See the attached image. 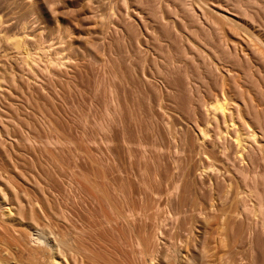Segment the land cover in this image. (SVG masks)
<instances>
[{
  "label": "rangeland",
  "instance_id": "rangeland-1",
  "mask_svg": "<svg viewBox=\"0 0 264 264\" xmlns=\"http://www.w3.org/2000/svg\"><path fill=\"white\" fill-rule=\"evenodd\" d=\"M186 2L0 0V187L23 202L9 264H46L30 236L69 264L155 248L154 264H245L253 175L210 105L251 96L264 116V0Z\"/></svg>",
  "mask_w": 264,
  "mask_h": 264
},
{
  "label": "bare ground",
  "instance_id": "bare-ground-1",
  "mask_svg": "<svg viewBox=\"0 0 264 264\" xmlns=\"http://www.w3.org/2000/svg\"><path fill=\"white\" fill-rule=\"evenodd\" d=\"M122 2L125 4V6H128V0H122ZM187 2L186 0H180L182 7L189 11ZM110 6H111L110 8H112V5ZM112 9H110V11ZM113 12L115 13L114 9ZM223 16L226 17V15ZM191 18L193 17L191 16ZM199 22L198 24H200ZM197 28L199 27L197 26ZM251 35L253 36V39H255L256 43L260 44V48H257L255 46L252 48V53L257 55L258 57H262L264 55V40L261 39L259 36L253 35L252 33ZM19 40L15 39V42H13V44L15 43L19 45ZM240 52L235 48L229 51V56L232 57L234 65H237L240 61L249 58V52L245 51L244 49ZM257 70L260 71L259 73L261 75L262 73L261 70L260 69ZM223 99H227V98L224 97ZM223 99H221V101L216 100L215 103L213 102V104H211L212 107L210 105V108H212L211 109L212 113L214 112V114H212L211 116V118L213 117V119L211 118L210 119L212 121L215 120L216 122L221 120V123L223 122L225 126L226 123L228 124L227 125L228 128L226 127L228 131L227 133H230L234 139L233 140L234 143L233 142L232 143L235 144L236 147L235 151L239 154L238 158L244 164L246 163V165L240 168L239 172L241 175L244 176H247L251 173L253 175L252 177L253 185L249 187V192L250 195H252L254 198V204L251 205V207L248 208V210H250L249 212H251L253 216H257L260 218V222L258 226L256 225L255 222L248 219L249 223L247 224V229L250 232V239L248 238V240L245 241L244 244H242V247L247 254L245 264H264V251L256 246L257 244H255L254 238L252 239L251 237L252 233H254L255 228L257 227L261 231V233L264 234V116H262L259 113L260 112L259 109L255 107L254 99L251 96H249V99L245 97H241L242 100L241 103H238L236 101L229 102V100H227L228 101L227 102L226 100L224 101ZM113 115L114 114L109 113L110 119H113ZM224 121H226V123ZM221 123L219 122L218 124L220 125ZM219 125L217 126L218 129L220 128V130L217 129V131L221 133L222 129ZM200 131L202 132V135L205 134V130L203 128L200 129ZM255 165L257 166V168H259V170L255 169ZM10 188H11L10 189L11 193L9 194L6 193L5 190H2V188L0 187V264H9L6 260L7 257L16 256L17 252L15 251L17 250L21 251L23 248L20 244L21 234H20L19 225L16 224V223H20L22 220L21 209L23 207V202L20 199L17 190L14 189V187H10ZM30 206L33 208H38L41 211L43 210L40 204L35 200L31 201ZM30 241H31L30 251L34 258L44 259L46 264H53L54 261L57 262L56 264H69L68 258H66L64 254L61 253V251L59 254L60 258L57 260L54 259V256L52 254L54 249L51 246H49L47 242L43 241V239H39V237L30 236ZM11 246L14 247V250L11 249ZM173 251L179 255H182L181 254L182 252L179 249H174ZM156 252H157L156 248L152 249L151 251L133 250L132 257L134 263L154 264V260L157 259ZM179 255H177V257ZM225 262L226 264H238L236 262H232L227 259Z\"/></svg>",
  "mask_w": 264,
  "mask_h": 264
}]
</instances>
